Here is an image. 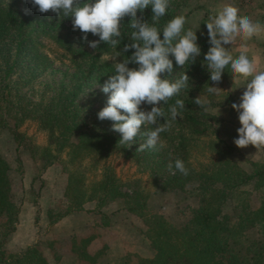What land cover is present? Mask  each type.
Listing matches in <instances>:
<instances>
[{"label":"trees","instance_id":"1","mask_svg":"<svg viewBox=\"0 0 264 264\" xmlns=\"http://www.w3.org/2000/svg\"><path fill=\"white\" fill-rule=\"evenodd\" d=\"M190 1L195 5L190 6L189 0H170L166 15L155 26L162 31L175 16L187 18L194 14L200 6L198 0ZM25 9L30 14L26 15ZM37 9L26 0H0V136L9 138L14 152L11 163L0 151V264H61L62 253L51 248L53 240L45 244L35 241L22 250L8 246L20 214L13 192V174L23 177L26 157L36 167L31 187L41 180L40 173L55 163H62L67 172L65 207L48 209L49 225L82 211L99 215L95 224L99 228L109 226L116 212L125 211L140 219V232L149 241L153 254L135 255L133 260L128 257L129 264H264V159L245 157L249 167L240 164V148L221 134L223 125L241 127L240 122L224 119L212 109L226 108L239 120L238 112L232 108L239 101L230 88L216 94L207 91L208 87H229L230 78L227 66L221 82L210 80L211 73L204 60L211 47L205 32L206 21H201L206 29L196 31L200 56L183 68L170 56L173 71L162 74V78L170 80L179 79L184 73L189 77V87L161 105L167 121L169 108L176 99H182L185 103L182 118L177 117L160 134L155 149L141 151L138 149L144 137L138 136L131 147L121 144V134L111 130L113 122L98 119V112L107 103L94 108L80 101L86 88L103 85L108 75L114 74L112 57L117 52L122 54L116 62L134 52V49L123 52L124 46L132 43L133 30L128 26L131 17L121 21L122 39L117 48L101 42L93 49L88 42L98 41L99 36L88 33L84 41L82 32L73 31L71 17L51 11L40 13ZM152 15L150 6L142 13L137 12L138 17L143 16L149 23ZM185 28L190 26L186 23ZM160 35L163 39L162 32ZM41 37L49 38L67 61L61 78L54 84L39 82L54 72L53 60L40 49ZM128 67L138 66L130 63ZM198 97L204 107L194 103ZM151 107L141 105V110L150 111ZM164 120L161 118V123ZM27 121L45 133L44 146L37 145L21 130ZM146 130L142 125L141 131ZM205 152L214 157L205 162L193 159L194 154ZM111 155L132 159L138 170L147 173L150 188L144 187L140 178L128 183L120 181L112 167L104 164ZM177 159L184 162L187 176L175 169ZM169 164L173 165L171 171ZM93 170L99 172L89 178L88 173ZM42 185L41 181L38 191H32L31 202L35 206ZM169 193L176 202L170 210L163 211ZM88 203L92 207L87 208ZM111 203L116 204V211H108ZM96 237L68 236L70 252L77 264H105L103 259L109 253L106 245L95 251L89 249ZM47 253H51V258Z\"/></svg>","mask_w":264,"mask_h":264},{"label":"clouds","instance_id":"2","mask_svg":"<svg viewBox=\"0 0 264 264\" xmlns=\"http://www.w3.org/2000/svg\"><path fill=\"white\" fill-rule=\"evenodd\" d=\"M33 7L38 6L40 13L49 11L64 17L72 18L73 31L77 29L84 35L99 36L98 41L88 42L89 47L96 49L103 42L117 48L122 39L121 21L131 17L128 26L133 30L130 35L131 44L124 46L123 52L134 49L130 57L122 62H116L121 52L112 57L115 66L114 74L108 75L101 87L103 93L110 96L107 105L98 112V119L112 121V131L121 134L119 141L129 147L136 138L144 137L138 150L155 149L160 143V134L171 127V122L182 118L185 103L176 99L169 108L170 119L166 116L161 105L178 96L189 87V77L186 73L179 79L162 78V74L173 71V57L177 66L184 67L189 62L194 63L201 54L197 43L196 31L186 29L184 15L175 16L161 31L155 26L160 18L166 15L170 0H26ZM152 10V23L137 16L148 7ZM30 14L29 9L24 10ZM240 9L232 4L224 5L215 15L209 16L206 23L208 43L211 45L204 56L206 66L210 71V80L218 84L227 66L233 73L246 81L245 91L240 102L233 103L232 108L238 112L241 127L237 129L238 138L234 143L239 148L249 145L258 150H264V70L258 61L250 59L248 47L241 45L240 54L234 58L227 45H234L237 38L246 42L264 32V24L253 22L248 16H241ZM161 32L163 39H161ZM137 68H129V64ZM218 87H208L210 94L220 91ZM195 104L204 107L200 97ZM141 105H150L151 110H141ZM161 118L164 122L161 123ZM146 131H141V126ZM151 126V127H149ZM169 170L173 168L168 165ZM174 167L187 176L188 169L182 160L177 159ZM175 174V173H173Z\"/></svg>","mask_w":264,"mask_h":264},{"label":"rangeland","instance_id":"3","mask_svg":"<svg viewBox=\"0 0 264 264\" xmlns=\"http://www.w3.org/2000/svg\"><path fill=\"white\" fill-rule=\"evenodd\" d=\"M198 3L200 8H198L194 14L186 18L187 24L193 31L199 32L200 30H205L206 28L201 25V21L205 20L206 23L209 22V16L215 15L226 4H232L238 7L241 16H248L253 22L264 24V0H198ZM189 4L190 6L195 5L190 0ZM185 11L186 10H183V13H186ZM205 32L208 33V30H205ZM206 38L205 36L204 39ZM39 40L41 51L47 53L53 60L52 67L54 69V72L51 74L40 78L39 82L43 81L54 84L53 81L61 78V73L65 70L67 61L61 56V50L58 49L49 38L41 37ZM242 44H246L248 47L249 58L258 61L259 67L264 70V32L259 36H254L251 40L246 42L237 38L236 44L227 45L226 47L230 48L231 54L236 58L240 54ZM228 69L230 78L229 87L224 85V87L219 86V89L227 90L230 88L232 91L231 93L236 97V100L240 102V97L246 90L244 87L246 81L236 76L230 65ZM101 87L102 85L94 84L86 88L85 92L81 94L80 101L82 103L86 102L87 105H92L94 108L107 103L110 93H103ZM212 110L224 119L239 121L232 113H229L226 108H216ZM238 128L239 126L235 124L223 125L221 134L223 137L234 141L238 138ZM21 130H24L37 145L44 146L46 144L45 133L38 130L34 123L27 121L21 126ZM0 151L4 157L12 163L14 157L13 146L10 144L9 138L3 135L0 136ZM239 153L242 155V157L240 156L238 158L240 164H245V157H250L253 160L264 159V150H258L252 145L240 148ZM193 156V159L202 162L208 161L211 157H214L207 152L196 153ZM104 164L110 165L115 175L123 183H128L133 179L140 178L143 186L150 188L147 173L138 170V167L132 159L123 158L119 155H111L105 160ZM245 165L249 167V164ZM35 168V163H33L30 158L26 157L25 159L23 158V177L20 178L16 172L13 174V192L16 202L20 207V214L17 225L18 229L16 228L18 232L14 234L9 243L11 249L22 250L31 242L41 240L45 244L53 240L54 244L51 248L62 253L60 263L77 264L70 252V241L68 240V236L71 234H95L97 237L94 239L93 246H91V244L89 249L95 251L101 246L106 245L109 253H107L103 259L105 264H129L126 262L128 257L130 260H133L135 255L145 257L152 256L153 252L149 247V241L140 232L142 229L140 219L125 211L113 214L111 224L103 228H99L95 225L96 221L99 222V215L86 213L84 211L73 213L62 218L56 225H49L47 217L48 209L56 211L64 209L65 207L63 193L66 185L67 172L64 170L62 163H55L42 171L40 173L41 180H36L31 187L30 181L36 173ZM98 172V170L90 171L88 173L89 178H92L94 173ZM41 181L43 185L40 189L37 205L35 206L31 202L34 198L33 192L38 191ZM262 190V192H264V188ZM175 202V196L171 195V193L167 194L162 210H170ZM253 203L256 202L254 201ZM86 207H92V204L88 203ZM116 209L117 206L115 203H111L108 206L109 212L116 211ZM227 210L230 209L227 208ZM36 215L38 216L37 220H35ZM20 217H22L23 220L20 221ZM45 250L46 252L48 251L47 248H45ZM47 254L48 257L51 258V253ZM50 261L53 263L51 259Z\"/></svg>","mask_w":264,"mask_h":264},{"label":"crops","instance_id":"4","mask_svg":"<svg viewBox=\"0 0 264 264\" xmlns=\"http://www.w3.org/2000/svg\"><path fill=\"white\" fill-rule=\"evenodd\" d=\"M21 220H23V218L22 217H20V221ZM20 224H21V222H20ZM18 229V228H17ZM17 229L15 230V232L13 233V235L11 236V239H10V241L12 240V237L14 236V234H16L18 231H17ZM10 241H9V243H10ZM8 243V246L10 247L11 245ZM32 243V242H31ZM31 243H29V244H31ZM93 243H94V241L91 243L92 245L91 246H93ZM28 245V244H27Z\"/></svg>","mask_w":264,"mask_h":264}]
</instances>
